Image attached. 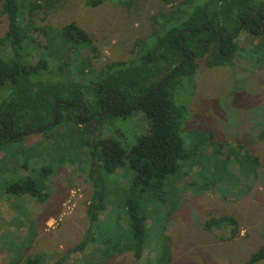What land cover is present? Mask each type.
<instances>
[{
  "label": "rangeland",
  "instance_id": "obj_1",
  "mask_svg": "<svg viewBox=\"0 0 264 264\" xmlns=\"http://www.w3.org/2000/svg\"><path fill=\"white\" fill-rule=\"evenodd\" d=\"M166 9L162 0H107L96 7L85 0H57L53 10L34 14L33 22L53 29L75 22L83 28L96 50L79 45L71 58L79 68L91 64L97 71L134 58ZM6 29V18L0 16V36ZM32 36L43 42L38 34ZM245 39L242 31L237 41ZM152 40L150 36L148 43ZM5 93L0 90V97ZM174 101L187 108L180 132L189 156L174 177L176 192L150 187L139 196L148 217L140 264H243L264 244V139L258 137L264 128V66L235 59L231 66L210 68L198 60L193 76L175 89ZM147 129L145 115L133 111L124 117L106 115L91 128L59 123L1 150L0 264L25 256L39 257L40 264H136L130 251L106 256L97 250L99 244L115 246L129 237L126 204L133 171L127 165L114 172L99 168L94 174L105 189L95 240L84 251L67 250L89 225L91 190L85 177L94 161L82 148L83 132L98 139L118 136L129 145ZM245 153L257 158L256 175L236 184ZM214 169L219 181L202 186V178H211ZM27 176L35 179L41 196L6 191L9 182ZM225 216L234 217L240 229L230 240L225 239L227 228L206 227L211 218Z\"/></svg>",
  "mask_w": 264,
  "mask_h": 264
},
{
  "label": "trees",
  "instance_id": "obj_2",
  "mask_svg": "<svg viewBox=\"0 0 264 264\" xmlns=\"http://www.w3.org/2000/svg\"><path fill=\"white\" fill-rule=\"evenodd\" d=\"M106 1L85 0V4L96 7ZM162 1L167 6L159 12L162 22L135 57L108 63L96 71L90 63L86 70L79 68L71 58L79 45L96 50L83 28L75 22L59 29L34 24V14L53 10L57 0H0V16L7 21V29L0 36V90L7 91L0 97V133L1 122L6 127V133L0 135V151L32 132L59 123L87 125L84 119L90 116L99 122L106 115L124 117L140 111L148 119L147 132L129 145H124L118 136L98 139L83 132L82 148L94 161L85 177L91 190L86 207L89 225L67 254L84 251L95 240L93 228L104 208L105 189L103 179H95L94 174L99 168L114 172L127 165L133 171L126 204L129 237L115 246L99 244L97 250L106 256L130 251L135 263L140 264L148 217L139 196L150 187L174 192L178 167L189 156L180 132L187 108L174 101L175 89L182 79L193 76L198 60L210 68L231 66L235 59L250 63L251 67L264 66V29L258 21L261 18L264 22V0ZM240 21L243 26L238 30ZM242 31L247 39L237 41ZM33 33L43 42H38ZM150 36L153 40L148 43ZM54 118L55 123L47 126ZM258 137L264 139V128ZM245 154L239 166L235 164L240 170L235 174L236 184L256 175L257 158ZM211 173L207 180L201 177L202 186H213L219 181L215 169ZM5 188L14 195L41 196L30 176L11 181ZM206 227L227 228L226 240L235 238L240 230L236 219L230 216L211 218ZM262 260L264 244L243 264ZM9 264H40V259L16 257Z\"/></svg>",
  "mask_w": 264,
  "mask_h": 264
},
{
  "label": "flooded vegetation",
  "instance_id": "obj_3",
  "mask_svg": "<svg viewBox=\"0 0 264 264\" xmlns=\"http://www.w3.org/2000/svg\"><path fill=\"white\" fill-rule=\"evenodd\" d=\"M258 21H259V23H260V25H261V29H264V26H263V21L261 20V18H258ZM240 23L242 24V26H243V22L242 21H240ZM242 26H241V28H242ZM224 56L226 55V53H222ZM84 121H87L86 123H87V125H88V127L89 128H91V127H93V126H95V124L96 123H98V120L97 119H94L92 116H90L89 117V119H84ZM1 124H2V130H1V133H0V135L1 134H5L6 133V127H5V125L1 122ZM8 136H10L9 134H7ZM11 137V136H10Z\"/></svg>",
  "mask_w": 264,
  "mask_h": 264
},
{
  "label": "water",
  "instance_id": "obj_4",
  "mask_svg": "<svg viewBox=\"0 0 264 264\" xmlns=\"http://www.w3.org/2000/svg\"><path fill=\"white\" fill-rule=\"evenodd\" d=\"M241 26H242V24L240 23V25H239V27H238V30L241 29ZM229 37H230V36H229ZM181 43H182V45H183V40H182V39H181ZM190 54H191V56H193L192 53H190ZM103 114H104V113H103ZM99 115H101V114H99ZM55 121H56V118H54L53 121H52L50 124H48L47 126L52 125L53 123H55Z\"/></svg>",
  "mask_w": 264,
  "mask_h": 264
}]
</instances>
